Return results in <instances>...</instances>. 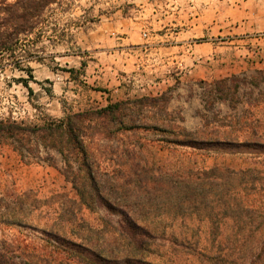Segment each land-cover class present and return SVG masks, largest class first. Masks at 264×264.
<instances>
[{"label": "rangeland", "instance_id": "obj_1", "mask_svg": "<svg viewBox=\"0 0 264 264\" xmlns=\"http://www.w3.org/2000/svg\"><path fill=\"white\" fill-rule=\"evenodd\" d=\"M53 9L31 21L34 32L16 45L1 52L0 44V121L40 127L122 104L83 125L97 185L111 199L144 197L143 186L126 185V179L143 181L161 173L196 181L197 173L215 167L256 168L264 178L262 149L200 151L162 141L177 130L196 138L264 144V0H63ZM29 70L34 76L28 83L31 93L19 82L28 79ZM37 155L23 160L11 145L0 142V195L10 196L15 205L30 192L42 201L36 210L32 198L24 199L18 217L27 226L0 225V243L14 242L20 245L17 253L33 255L22 256L27 264L68 262V254L53 253L45 235L52 230L95 251L119 249L117 215L94 197L88 199L87 175L72 155L71 167L56 151L40 148ZM72 179L85 188L93 211L81 202ZM214 181L223 188L228 183ZM235 194L261 216L221 220L224 236L215 243L208 221L191 220L184 227L198 226L196 245L184 248L160 240L149 260L211 264L196 253L215 255L219 250L229 252L234 262L263 259L259 246L232 255L225 238L238 227H258L264 238V190ZM225 200L221 191L207 197L216 212ZM176 225L167 229L168 238L186 231Z\"/></svg>", "mask_w": 264, "mask_h": 264}, {"label": "trees", "instance_id": "obj_2", "mask_svg": "<svg viewBox=\"0 0 264 264\" xmlns=\"http://www.w3.org/2000/svg\"><path fill=\"white\" fill-rule=\"evenodd\" d=\"M61 3L63 0H14L12 2L0 0L1 52L6 49L8 44L16 45L21 36L32 34L34 27L30 22L39 19L44 13H54L53 7L59 6ZM33 80L32 70H29L28 79H21L19 82L31 93L32 89L28 83ZM227 82L228 80L222 81L225 84ZM121 105H110L100 110L74 114L68 116L64 121H55L40 127L0 121V142H7L11 145L23 160H27L29 156L39 158L38 151L43 148L59 153L66 165L71 167L72 161L69 162V155H72L78 169L87 175L92 190V195H89L88 199L91 200L94 197L101 206L117 215L118 219L114 230L122 244L119 249L114 248L107 252L95 251L87 243L69 239L56 230L45 232L48 240L52 242L55 248L53 253L56 256L62 257L68 254V262L60 261V264H155L149 259L155 254L154 247L160 240H169L173 245L184 248L196 245L199 236L198 229H196L198 226L184 227L189 226L186 223L192 222L191 220L199 223L208 221L211 225L210 236L215 243L224 236L220 227L221 220L232 218L238 222H243V214H245V219L249 221L254 220V215H257L258 218L261 216L253 209L246 207L240 196L235 194L236 191L250 193L264 190V185L259 183L264 178L261 177V171L256 168L235 171L215 167L209 171L197 173L195 175L196 181L163 173L143 181L127 178L126 185L138 182L143 186L141 189L145 193L144 197L131 199L106 197L97 185L93 168L89 163L91 158L85 142L86 135L83 131V125L96 118L106 116L110 111L120 109ZM74 120L80 124L75 125ZM163 133L169 134L165 130ZM171 136L173 138L162 141L200 151L212 147L222 150L227 146L248 150L262 149L264 151V144L251 141L196 138L190 133H179L177 130H173ZM218 179L228 182L224 185L226 189L214 181ZM71 183L83 205L93 211L94 207L85 199L87 195L85 188L79 187L75 179H72ZM216 191H221L226 199L223 208L217 212L211 207V204L207 203V197ZM27 198H32L31 206L34 209L41 208L42 201L32 192L24 194V197L19 198L20 201L17 199L19 202L16 205L13 204L10 196L0 195V225L27 226L28 223L18 217V210L22 212V202ZM142 206L154 207V210H135L136 207ZM156 207H170L171 210H159ZM175 224L186 228V231H181L180 235L174 233L169 239L167 229L175 228ZM259 231L258 227L256 229L238 227L228 232L225 240L231 245L230 250L233 249L232 255L235 253L242 255L244 250H249L248 247L253 250L259 246L261 249L259 255L263 258L264 238L259 235ZM19 249L20 245L16 246L14 242L2 241L0 243V264H27L26 261L22 260V256L27 258L26 256L32 257L33 255L26 253L25 256L22 253H17ZM196 255L206 259L211 264L246 263L244 258L237 262L230 261L229 252L225 254L224 250H219L215 255H206L198 251ZM247 264H264V258L251 260Z\"/></svg>", "mask_w": 264, "mask_h": 264}]
</instances>
